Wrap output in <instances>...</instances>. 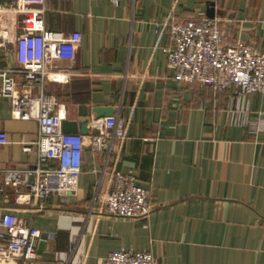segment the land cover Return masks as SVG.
Segmentation results:
<instances>
[{"label":"crops","instance_id":"crops-1","mask_svg":"<svg viewBox=\"0 0 264 264\" xmlns=\"http://www.w3.org/2000/svg\"><path fill=\"white\" fill-rule=\"evenodd\" d=\"M212 3L225 44L264 48V0H44L48 29L81 36L74 59L51 64L63 79L45 81L63 119L89 115L92 132L93 108L113 105L127 136L100 152L87 143L75 190L66 194L41 198L0 177V205L54 233L38 247L36 264H102L118 249L149 251L159 264H264V129L253 133L231 118L237 106L242 121L264 119V93L237 99L233 88L178 80L165 50L170 35L161 31L172 18L207 16ZM0 52L5 66L18 65L15 48L9 57ZM0 129L9 139L0 144V172L34 166L36 147H24L38 139V121L13 115L0 96ZM116 172L150 189L148 217L102 211L97 194Z\"/></svg>","mask_w":264,"mask_h":264},{"label":"built area","instance_id":"built-area-1","mask_svg":"<svg viewBox=\"0 0 264 264\" xmlns=\"http://www.w3.org/2000/svg\"><path fill=\"white\" fill-rule=\"evenodd\" d=\"M111 1L119 5L123 0ZM42 3L44 0H0V49L9 57L15 48L18 61V65L0 67V96L10 99L13 115L34 118L39 123L38 139L24 147L26 151L36 147V164L6 169L0 172V177L4 185L15 190L29 187L33 195L41 198L54 191L66 194L75 190L87 143L94 152H100L110 150L116 138L127 136L126 124L117 113L96 117L92 125L95 131L88 135L63 131L64 114L59 97L47 92L45 81L63 79L52 70L51 64L55 60L74 59L81 36L75 31L48 29ZM161 31L170 35L171 43L165 50L168 65L175 69L178 80L197 81L215 91L233 88L237 99L243 94L264 93V48L243 41L225 44L226 31L221 19L172 18L163 23ZM240 115L236 106L231 116L233 123L249 125L253 133L264 129V119L242 121ZM7 143V133L0 129V144ZM3 184L0 183L1 189ZM150 197V189L139 185L134 174L123 172H116L111 187L97 194L102 211L128 218L148 217L154 209ZM43 233L22 223L15 213L0 205V262L19 257L24 264H36L37 241ZM49 236L54 237V233ZM102 264H159V261L149 251L118 249L111 251Z\"/></svg>","mask_w":264,"mask_h":264},{"label":"water","instance_id":"water-1","mask_svg":"<svg viewBox=\"0 0 264 264\" xmlns=\"http://www.w3.org/2000/svg\"><path fill=\"white\" fill-rule=\"evenodd\" d=\"M207 16L211 18H214L216 16L214 3H212V7H209ZM93 111L97 117H104V116L115 115L117 113V108L113 105H101L94 107ZM91 120L92 117L89 115L80 116L75 119L65 118L62 121V128L63 131L66 133H81L88 135L91 133V125H90ZM47 239H48V233L44 232L42 234V239L37 241V245L39 249L41 250L45 249L47 244Z\"/></svg>","mask_w":264,"mask_h":264},{"label":"trees","instance_id":"trees-1","mask_svg":"<svg viewBox=\"0 0 264 264\" xmlns=\"http://www.w3.org/2000/svg\"><path fill=\"white\" fill-rule=\"evenodd\" d=\"M0 66H5V61H4V58H3V56H2V54H1V52H0ZM226 90H228V89H225V91Z\"/></svg>","mask_w":264,"mask_h":264},{"label":"bare ground","instance_id":"bare-ground-1","mask_svg":"<svg viewBox=\"0 0 264 264\" xmlns=\"http://www.w3.org/2000/svg\"><path fill=\"white\" fill-rule=\"evenodd\" d=\"M6 262H9V260H6V261H4V262H0V263H5L6 264ZM8 264V263H7ZM13 264H15V263H13Z\"/></svg>","mask_w":264,"mask_h":264},{"label":"rangeland","instance_id":"rangeland-1","mask_svg":"<svg viewBox=\"0 0 264 264\" xmlns=\"http://www.w3.org/2000/svg\"><path fill=\"white\" fill-rule=\"evenodd\" d=\"M22 16V15H21Z\"/></svg>","mask_w":264,"mask_h":264}]
</instances>
